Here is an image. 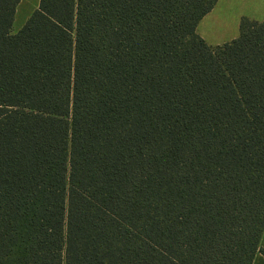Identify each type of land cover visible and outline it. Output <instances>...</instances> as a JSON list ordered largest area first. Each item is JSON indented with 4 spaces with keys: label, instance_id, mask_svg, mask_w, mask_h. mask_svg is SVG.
<instances>
[{
    "label": "trees",
    "instance_id": "16d2710c",
    "mask_svg": "<svg viewBox=\"0 0 264 264\" xmlns=\"http://www.w3.org/2000/svg\"><path fill=\"white\" fill-rule=\"evenodd\" d=\"M0 0V264H252L264 20L218 0Z\"/></svg>",
    "mask_w": 264,
    "mask_h": 264
},
{
    "label": "rangeland",
    "instance_id": "374dc122",
    "mask_svg": "<svg viewBox=\"0 0 264 264\" xmlns=\"http://www.w3.org/2000/svg\"><path fill=\"white\" fill-rule=\"evenodd\" d=\"M20 17L21 14L18 15L17 25ZM244 17L264 20V0H219L213 10L200 21L197 31L205 35L204 38L211 45L228 42L239 35Z\"/></svg>",
    "mask_w": 264,
    "mask_h": 264
},
{
    "label": "crops",
    "instance_id": "0c3cea01",
    "mask_svg": "<svg viewBox=\"0 0 264 264\" xmlns=\"http://www.w3.org/2000/svg\"><path fill=\"white\" fill-rule=\"evenodd\" d=\"M219 2V0H218ZM217 2V3H218ZM39 3H40V0H20L18 5H17V8H16V13H15V20H14V25H13V31L14 32H17L23 25L24 23L26 22V20L29 18V16L32 14V12L39 6ZM215 7V6H214ZM213 10V9H212ZM211 10V11H212ZM210 11V12H211ZM209 12V13H210ZM21 14V17L19 18V25H17L16 23L18 22V15ZM208 14V13H207ZM206 14V15H207ZM205 15V16H206ZM204 16V17H205ZM203 19V18H202ZM201 19V20H202ZM200 20V21H201ZM200 23V22H199ZM199 25V24H198ZM198 29V28H197ZM198 33L199 30H198ZM200 35L204 38L205 35L201 34ZM236 38V36L233 37V39ZM206 40V38H204ZM209 43V42H208ZM225 43V42H224ZM217 44H222L220 42L218 43H214V45H217ZM260 245L261 247L264 248V231H263V234L261 236V240H260ZM252 264H264V253L262 252H257L254 256V259H253V262Z\"/></svg>",
    "mask_w": 264,
    "mask_h": 264
}]
</instances>
